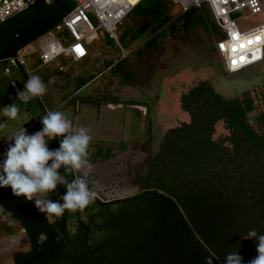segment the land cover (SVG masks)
I'll return each instance as SVG.
<instances>
[{"label":"trees","instance_id":"trees-1","mask_svg":"<svg viewBox=\"0 0 264 264\" xmlns=\"http://www.w3.org/2000/svg\"><path fill=\"white\" fill-rule=\"evenodd\" d=\"M202 6L173 21L179 9L169 0H142L129 13L135 28L123 41L128 46L147 32L185 19L187 38L197 47ZM221 38L222 33L215 43ZM39 77L47 86L49 76ZM5 78L0 77V95L3 88L13 90L12 80ZM76 81L78 91L90 80ZM43 96L47 101V93ZM70 101L98 107L119 102L82 96ZM178 107L185 120L165 130L158 150L149 153L145 173L134 177L137 193L105 202L94 198L86 221L79 210H65L51 222L35 206V197L28 201L0 187L4 229L11 232L6 220H15L29 242L27 251L13 254L12 264H207L210 257L216 258L212 264H226L233 252L243 257L242 264L256 258L258 237L264 235V113L253 127L249 115L254 105L247 94L226 99L207 82L181 94ZM219 122L228 133L215 139ZM87 156L114 157L110 148L101 147ZM66 193L56 202L63 204ZM251 230L257 238L244 239ZM41 233L47 236L44 242H38Z\"/></svg>","mask_w":264,"mask_h":264},{"label":"rangeland","instance_id":"rangeland-1","mask_svg":"<svg viewBox=\"0 0 264 264\" xmlns=\"http://www.w3.org/2000/svg\"><path fill=\"white\" fill-rule=\"evenodd\" d=\"M174 9L172 8V13H175ZM88 16L90 23L97 26L92 14L88 13ZM201 16L204 25L199 28L201 33L197 47L191 46L192 40L187 38L185 19L139 37L133 44L145 41L146 44L153 37L152 43H148L151 46L146 48L148 44L145 45L143 68L137 60L132 59L129 63L132 56L122 58L121 48L103 30H99V38L87 46L89 56L79 62L63 58L54 63L55 65L36 69L38 58L25 55L24 66L28 70L26 73L29 79L34 75L49 76L46 86L47 101L44 96H40L46 109L61 110L70 98L77 96L119 101L118 104L112 103L116 107L113 111L106 109L107 105H100L99 108H105L104 112L108 114H98L97 117H87L85 111H81V106L86 105L84 103L71 102L69 109L72 133L81 127L89 129L91 141L87 149L88 155L98 147L110 148L114 155L108 160L87 156L82 167L73 170L75 180L82 178L95 194V199L105 202L137 193L134 177L137 173H145L149 153L158 150L165 130L185 120L178 107L180 95L200 82L209 83L217 94L226 99L241 98L247 94L254 105L249 120L253 127H257L255 118L264 113V60L259 65L239 73H226L215 49V41L221 33L213 24L206 5L202 6ZM263 21L264 14L247 16L246 20L240 21L239 24L253 27ZM131 22L132 17L129 14L116 28L118 43L125 50H133L134 46H127L123 41L129 34ZM51 33L59 41L68 42L66 32L59 33L52 29ZM24 52L22 49L19 54H25ZM130 64L134 66V70H130ZM110 65L113 68L111 71ZM5 67H9L8 62L0 63V71ZM11 72L5 79L14 81L18 90L23 91L27 83L23 75L13 68ZM78 78L90 81L75 91ZM123 79L133 85L126 89ZM67 95L69 97L64 100ZM0 96V123L6 125L0 128V151H7L9 144H14L11 137L22 128L27 134H34L42 129L43 125L39 120L42 119L43 113L35 99L32 98L26 104L22 103L10 88H3ZM130 101L135 104L132 105ZM13 102H16L20 112L16 120H9L2 112L4 107ZM83 120L87 121L86 125ZM227 133L224 124L219 122L215 127L214 138L218 139ZM58 138L59 141L62 140V137ZM47 146L50 150L57 147L54 139L49 141ZM66 170L64 166L58 169L65 183H58L54 191L34 197L56 202L62 193L67 192L66 184L70 183L69 176L65 174ZM46 215L51 222L54 220V215ZM79 215L81 220L86 221L88 218L86 210H79ZM6 222L11 226V232L7 233L4 222L0 221V264H12L15 252H25L29 249L28 238L19 224L15 220Z\"/></svg>","mask_w":264,"mask_h":264},{"label":"built area","instance_id":"built-area-1","mask_svg":"<svg viewBox=\"0 0 264 264\" xmlns=\"http://www.w3.org/2000/svg\"><path fill=\"white\" fill-rule=\"evenodd\" d=\"M37 0H0V23L27 9ZM142 0H82L78 7L66 17L54 30L68 35V42L59 41L49 31L17 54V62L25 68V55L36 56L39 67L48 66L59 58H69L79 62L87 58V46L99 38V30L105 31L121 48L122 58L132 51L123 49L119 43L116 28ZM179 9L174 19L193 8L206 5L215 26L222 33V38L215 43L217 54L222 60L223 70L236 74L259 65L264 60V21L253 26L239 24L247 16L264 14V0H169ZM88 13L97 21V26L90 23ZM34 46V47H33ZM27 50V51H26ZM9 67L0 71L1 76L11 75V68L18 70L14 59L10 58ZM2 63V62H0ZM13 90L17 85L11 82Z\"/></svg>","mask_w":264,"mask_h":264},{"label":"clouds","instance_id":"clouds-1","mask_svg":"<svg viewBox=\"0 0 264 264\" xmlns=\"http://www.w3.org/2000/svg\"><path fill=\"white\" fill-rule=\"evenodd\" d=\"M47 91L46 85L39 76H32L24 85L23 91H18L17 100L28 103L33 97L43 96ZM20 109L16 102L3 108L2 115L9 120H16ZM42 129L34 134H27L22 128L13 134L4 153V159L0 161V187H10L14 196L25 197L33 201L37 194H47L56 189L62 180L58 169L64 166L66 169L79 170L87 157V149L91 141L89 129L81 127L74 134L72 123L60 111H49L42 116ZM6 125L0 123V128ZM56 137H63L59 149L50 150L48 141ZM51 161V164H49ZM67 193L63 196L64 203L50 200L36 199L35 206L40 212L49 216L60 217L65 210H83L94 200L95 194L89 189L82 178H77L72 183H67ZM5 209L0 206V213ZM10 215V213H8ZM257 238L255 230H251L244 239ZM47 236L41 233L38 242H44ZM258 256L249 264H264V235L258 237L256 244ZM215 257H210L207 264H212ZM226 264H242L243 257L233 252L226 256Z\"/></svg>","mask_w":264,"mask_h":264},{"label":"water","instance_id":"water-1","mask_svg":"<svg viewBox=\"0 0 264 264\" xmlns=\"http://www.w3.org/2000/svg\"><path fill=\"white\" fill-rule=\"evenodd\" d=\"M81 1L37 0L27 9L0 23V62L10 58L14 59L16 68L27 82L29 78L25 69L17 62V54L59 25L78 7ZM34 98L43 115H46L47 111L39 97ZM54 143L58 148L60 147L58 137L54 139ZM69 171L73 182L75 180L73 169L69 167Z\"/></svg>","mask_w":264,"mask_h":264},{"label":"crops","instance_id":"crops-1","mask_svg":"<svg viewBox=\"0 0 264 264\" xmlns=\"http://www.w3.org/2000/svg\"><path fill=\"white\" fill-rule=\"evenodd\" d=\"M135 16L132 18V22L130 23V28L132 29V27H134V21H135ZM175 19H173V21H174ZM176 23V22H175ZM174 24V23H173ZM165 27H167V26H165ZM136 41V40H135ZM135 41H130V42H132L130 45H132ZM146 42V41H145ZM145 42H141V43H138L137 45H136V43L135 44H133L134 46L132 47L133 48V50H131L132 52L127 56V57H131L132 56V58H130V60H129V63H131L133 60L132 59H134V60H137L138 62H140L141 63V66L140 67H144V66H142L143 65V62H142V58H143V53H144V51H145ZM89 46V45H88ZM87 49H88V47H87ZM88 56H89V50H88ZM87 56V57H88ZM127 57H124V58H127ZM140 57V58H139ZM63 58H59L56 62H54V63H57L58 61H60V60H62ZM69 59V58H68ZM86 59V58H85ZM84 59V60H85ZM54 63H52V64H54ZM50 65V64H49ZM48 65V66H49ZM55 65V64H54ZM110 71L111 70H113V68H112V66L110 65ZM130 70H134V66H132V64H130ZM124 80V79H123ZM124 82H125V84H124V87L127 89V88H130L131 87V85H133L132 83H130V82H128V81H126V80H124ZM18 89V88H17ZM14 91V90H13ZM19 91V90H18ZM14 93L16 94V92L14 91ZM71 99V98H70ZM70 99L68 100V102H67V104L61 109V110H58V111H60V112H62V113H64V115L69 119V120H71V116H70V114H71V111L69 110L70 109V105H71V102L72 101H70ZM131 102V104L132 105H134L135 104V102H132V101H130ZM115 104H118V103H115ZM45 108V107H44ZM116 107H114V105L112 104V103H110V104H108L107 106H106V109H108V110H111V111H113L114 109H115ZM82 109L85 111V114H86V116L88 117V116H90V117H97V115L98 114H101V115H105V114H108V113H106V112H104V109L105 108H99L98 106H94V105H90V104H86V105H82L81 106V111H82ZM101 110V112H100V110ZM45 110L47 111V112H49V111H51L50 109H46L45 108ZM55 111V110H54ZM57 111V110H56ZM80 119H82V118H80ZM85 119V118H84ZM39 121H41V119L39 120ZM83 123H85V125H86V123H87V121L86 120H83ZM85 127H87V126H85ZM62 139H63V137H62ZM4 140V139H3ZM58 140H59V138H58ZM61 141H59V143H60ZM48 143H49V141H48ZM6 152V150L5 149H3L2 151H0V156L4 159V153Z\"/></svg>","mask_w":264,"mask_h":264},{"label":"bare ground","instance_id":"bare-ground-1","mask_svg":"<svg viewBox=\"0 0 264 264\" xmlns=\"http://www.w3.org/2000/svg\"><path fill=\"white\" fill-rule=\"evenodd\" d=\"M69 16V15H68Z\"/></svg>","mask_w":264,"mask_h":264}]
</instances>
